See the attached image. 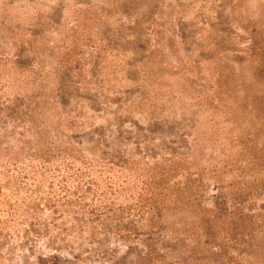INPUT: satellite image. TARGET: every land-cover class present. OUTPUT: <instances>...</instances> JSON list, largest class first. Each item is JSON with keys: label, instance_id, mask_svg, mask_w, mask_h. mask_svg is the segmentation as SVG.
Segmentation results:
<instances>
[{"label": "rangeland", "instance_id": "1", "mask_svg": "<svg viewBox=\"0 0 264 264\" xmlns=\"http://www.w3.org/2000/svg\"><path fill=\"white\" fill-rule=\"evenodd\" d=\"M254 37L264 47V0H0V166L27 168L0 178V264H138L148 251L124 228L151 232L138 217L150 193L167 200L162 223L178 233L166 239L185 242L182 256L230 243L239 263L264 264V234L256 250L235 244L232 227L250 239L240 218L210 247L196 212L166 190L203 183L204 216L237 206L264 224ZM58 134L79 160L57 152Z\"/></svg>", "mask_w": 264, "mask_h": 264}, {"label": "trees", "instance_id": "2", "mask_svg": "<svg viewBox=\"0 0 264 264\" xmlns=\"http://www.w3.org/2000/svg\"><path fill=\"white\" fill-rule=\"evenodd\" d=\"M255 32V31H253ZM257 36V35H256ZM255 45L254 47L259 48V37H254ZM264 47L260 48V51H263ZM256 51V50H255ZM256 55H259V53H254ZM238 64H241V62L237 61ZM20 70V69H18ZM33 75H31V78ZM50 104V103H49ZM31 105L34 107L31 109V112L35 115V110L37 111L40 107L39 101H32ZM50 110H53L55 112H58V108L54 106V103H51L49 105ZM56 114V113H55ZM55 117L58 116V114L54 115ZM9 118L13 119V122H16L17 119L15 117L10 116ZM57 118H61L59 115ZM33 122V120H32ZM57 137L60 139V147L57 149V152L61 153L60 155H67L69 157H75V151H77V148L75 145L71 143V141L68 140V137L65 134H58ZM69 146V147H68ZM76 158V157H75ZM45 163H49L48 157L42 158ZM79 160L78 158H76ZM27 166V164H26ZM46 166V164H45ZM68 167L72 168V166L68 165ZM48 167H44L43 170L38 171V173L42 176H45V172ZM27 168L21 167L20 165H14V166H0V178L3 177H10L14 172L16 174H26ZM81 175H83V172H79ZM77 173V174H79ZM79 176V175H77ZM194 183V184H193ZM195 186V187H193ZM167 187V186H166ZM204 184L203 183H195L193 180H188L187 186L183 187L182 185L174 184L171 186H168L166 190H169L173 193L172 196L168 197V200H171L173 204H176L177 206H184L188 208H192V212H196L197 218L202 221V227L198 224L197 226L203 230H205V233L207 235V240L203 241L206 245L214 246L217 243V237H216V229L217 227H224L226 223H229L230 225H235L236 221L240 218L244 219V227H245V234L250 238L249 241H245L244 238H239V235L235 234L237 231L233 232V227L231 229L232 236H236L234 238L235 244L240 245H246L247 243L252 242L253 249H257L256 241L260 239V237L264 234V224L258 225L255 221L256 217H259V214H254L253 212L251 214H245L241 210V208L237 207L233 211H228L223 208L216 207L215 209H211L212 216L206 217L204 216V212L207 211V209L199 207V203H203V199L200 197V194L196 192V190H203ZM185 190V194L187 193L188 196L186 199H188V203H185L181 200V195L183 194V191ZM151 198L148 200H143L142 202L145 204H141V208L139 209V215L138 217H144L145 213L146 215L150 216L148 218V225L151 228L150 233H139V232H133V230H127L124 228L125 231L128 232V234H132L133 236H138V240L143 242L144 246L146 247V250L148 251L145 255H139V258L137 260L138 264H241L239 261L231 255L229 249L233 246L230 245V243H223L219 244L218 247L220 248V251L214 252V251H208L206 247H203L202 244L196 243L195 246L190 251L191 255H187V257L182 256L183 253H187V245L184 241H182L180 244H173L171 245L169 241L166 239V236L168 235V232L170 233H178V230L175 228H166L163 226V220L165 217L164 209H166L167 206V200L157 202L153 199V193H150ZM238 200V199H237ZM243 201H239V204L246 205L247 208L250 209L252 207L251 202L242 203ZM193 205H197L199 207V211H195ZM264 219V215L262 216ZM168 229V232H167ZM123 230V229H122ZM121 230V231H122ZM169 233V234H170ZM130 238V236L125 235L124 237ZM198 239V237H197ZM199 240V239H198ZM164 247H167L171 250V253L166 254L161 252L160 250ZM241 251V249H239ZM245 253V252H244ZM179 255V256H177ZM179 258L180 260H175ZM200 257V258H199ZM173 261V262H172Z\"/></svg>", "mask_w": 264, "mask_h": 264}]
</instances>
